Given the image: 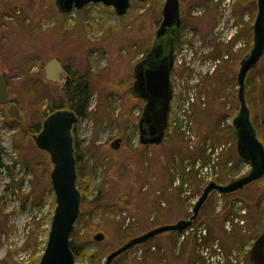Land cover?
I'll list each match as a JSON object with an SVG mask.
<instances>
[{"label": "rangeland", "instance_id": "obj_1", "mask_svg": "<svg viewBox=\"0 0 264 264\" xmlns=\"http://www.w3.org/2000/svg\"><path fill=\"white\" fill-rule=\"evenodd\" d=\"M164 1L130 0L123 16L102 5L61 14L55 0L0 3V73L21 115L20 119L9 116L7 106L0 104L2 160L10 167L8 174L0 169V264H37L46 245L55 208L54 193L47 183L52 165L49 154L35 145L37 133L23 129L42 124L47 116L44 111L50 114L48 106L59 100L65 75L57 82L47 81L44 75V66L52 59L74 76L88 79V115L73 125L90 148L85 160L90 166L97 164L89 176L90 188L98 189L106 178L105 163L110 167L108 174L113 175L100 203L82 205L80 213L85 218L74 224L76 244L92 253L97 264H104L108 253L145 232L157 217L161 219V212L166 211L167 224L187 219L206 184L223 180L226 162L233 155L232 149L225 148L228 143L236 147L230 125L239 108L236 73L241 59L232 49L219 50L213 29L217 23H241L245 47L250 48L256 0H180L186 23L183 33H198L207 61L200 74L193 64L187 65V58L178 64L170 78L173 98L168 125L172 132H165L159 144L141 145L138 120L144 103L128 88L133 83L134 65L152 45ZM218 55L228 57L216 63ZM25 58L33 59L28 78L19 74ZM223 65L226 68H220ZM258 65L264 67V54ZM195 74L198 82L192 84ZM192 90L194 101L183 112ZM245 96L255 115V100L246 87ZM116 138L121 141L113 149L110 144ZM11 182L12 186H6ZM255 184L235 195H254ZM226 200L212 192L192 230L183 236L171 232L156 235L148 245L131 248L111 264H247V249L238 248V233L227 228L229 222L238 229L237 204L231 202L235 211L229 216L218 215ZM210 225L217 230L206 244L198 233L208 231ZM99 232L104 238L97 242L93 236ZM206 247L208 254L204 253ZM87 257L76 261L90 264Z\"/></svg>", "mask_w": 264, "mask_h": 264}, {"label": "water", "instance_id": "obj_2", "mask_svg": "<svg viewBox=\"0 0 264 264\" xmlns=\"http://www.w3.org/2000/svg\"><path fill=\"white\" fill-rule=\"evenodd\" d=\"M91 3L112 7L118 16L125 15L130 6V0H55V6L61 14H67L72 10H82ZM256 6L257 12L252 25V45L248 53L239 61L236 73L239 108L231 123L237 154L249 163L250 170L246 175L232 179L227 184L208 182L195 201L191 215L187 219L160 225L133 236L108 253L104 264H111L122 253L147 242L156 235L164 232L185 231L198 217L210 193L231 194L264 176V147L256 136L245 100L246 76L256 67L264 54V0H256ZM161 16L151 47L146 56L133 67L134 81L130 86L134 97L145 100L138 120V141L141 145L159 144L164 136L172 97L170 72L174 59L173 40L177 38L176 36L167 41L166 36L171 30H178L180 26L179 0H165ZM63 73V65L57 59H52L44 66V75L49 82H57L63 77ZM66 79L68 80L69 77L67 76ZM8 102V88L0 73V104ZM7 113L11 117H20L19 108L14 103L8 105ZM75 121V114L68 109L54 111L44 118L41 130L33 138L37 148L49 154L52 165L49 177L55 198V208L46 245L37 264H80L76 261L70 247L71 233L81 206V193L76 185V160L72 135V126ZM120 141V138H116L111 142L110 147L118 149ZM103 238L104 235L101 232L93 236L97 242L102 241ZM249 260L253 264H264V233L253 242L249 250Z\"/></svg>", "mask_w": 264, "mask_h": 264}, {"label": "trees", "instance_id": "obj_3", "mask_svg": "<svg viewBox=\"0 0 264 264\" xmlns=\"http://www.w3.org/2000/svg\"><path fill=\"white\" fill-rule=\"evenodd\" d=\"M239 36L244 37V34L240 31ZM181 42V39L179 41V43ZM217 47H219V50L224 49L228 52H230L231 50V45H221V44H217ZM248 50V49H247ZM247 50L244 52H238L236 53V55L238 56V58H242L246 53ZM33 59H29V58H25L23 59L21 65H20V69H19V74L20 76L23 77H30V67H31V62ZM223 62H228V61H223ZM228 64V63H227ZM226 68V65H223L220 68ZM219 68V69H220ZM228 68V65H227ZM173 70V69H172ZM67 73L69 74L70 77V83L64 85L59 93L58 96V101H54V103H52L51 105L48 106L47 110L51 112L56 111L58 109H61L63 107H67L70 111H72L75 114L76 119L78 118H84L88 115V102H89V97L91 95L90 89H89V84H88V79L86 76L83 77H76L73 74L70 73V69L66 68ZM6 84L8 86L7 80H6ZM246 89L251 90V93L253 95V98L255 100V104H254V109H256L255 112V116H262L264 117V98H263V94H264V67H260L259 65H257L253 70H251L248 73V76L246 78ZM256 91H259V97H256ZM48 111V112H49ZM45 116L48 115L47 112H45ZM24 127L23 125L21 126V128ZM231 127V126H230ZM232 128V127H231ZM23 130H25L28 133H38L41 130V122L37 123L33 126H29V127H25ZM72 135H73V144H74V156H75V160H76V175H77V179H76V185L77 188L79 189L80 193H81V206L84 204H88L91 206H97L96 204L100 203V201L102 200V194L103 191L105 189V184L107 182H110V180L113 178L112 174H108V171H110V167L105 163L106 169H105V177L98 185V189H91L90 188V184H89V176L91 175V173L96 171V165H92L90 166L88 164V162L85 160V156L86 154L89 152L90 148L89 147H85L84 145V141L79 139L78 133H77V129H76V125H73L72 128ZM2 152L3 149L0 145V169L5 172L6 174H8L10 172V167L9 165L5 164L2 160ZM235 155V153H234ZM97 160V159H96ZM99 162H103V158H99L98 160ZM232 178H234L233 173L231 172V170H226L224 172V178L221 181H218V183L220 184H225L227 181L231 180ZM11 181V180H10ZM47 183L50 187V183H49V179H47ZM13 183H8L6 186H12ZM202 188V187H201ZM200 191V188L197 190V192ZM95 193V194H94ZM94 194V195H93ZM223 197L228 198L227 204H225V208L223 210H221L219 212L218 215H222V218L225 216H229L230 212L234 213V209L231 206V201L233 200V194H225L222 195ZM201 210V209H200ZM166 211L161 212V219L159 217H157V220H155L154 224L149 227L147 230L148 231L154 227L160 226V225H165L168 222L165 221V216H166ZM83 218H85L84 213H80L78 218L76 219V223H78L80 220H82ZM196 221L194 220L192 223L195 224ZM76 227H73L72 233H71V237H70V247L71 250L75 256V259L77 260H83L84 255H88L87 257V261L90 264H97L98 261H96L95 256L91 253L89 254V252L86 250V248H82L81 246L76 244V239H77V232H76ZM208 232L207 235H204L203 239L204 242L207 244L208 242H212V240L215 238V230H217L216 228H212V225L209 226L208 228ZM219 230V229H218ZM234 230V231H233ZM233 234L234 233H238L237 234V245L238 248H241L245 242L244 240V236L241 233L240 229H236L234 227L233 229ZM172 234H178L176 232H171ZM133 234L130 235V237ZM251 237V235L247 236ZM253 237V235H252ZM251 237V238H252ZM149 241L140 244L142 246H146L148 245ZM125 253V252H124ZM123 253V254H124ZM246 261H248V256H246ZM183 262V261H182Z\"/></svg>", "mask_w": 264, "mask_h": 264}, {"label": "flooded vegetation", "instance_id": "obj_4", "mask_svg": "<svg viewBox=\"0 0 264 264\" xmlns=\"http://www.w3.org/2000/svg\"><path fill=\"white\" fill-rule=\"evenodd\" d=\"M180 3L181 2L179 0L180 22H181L180 26H179L178 30H176V31L171 30L166 36L167 41H169L170 39L172 40L177 36V38L173 40V43H174L173 54H175V58L182 55L183 52L187 51V49H190L192 47L191 42L193 44L195 38L196 37L199 38L198 33H194L191 30H187L185 33H183V29H184L186 23H184V18H183V13L181 10V4ZM241 28H242L241 23H228L227 25L221 24V26H220V23H217V25L213 29L214 30L213 37L215 38L216 43H218V44L231 45V49L236 53L244 52L247 49L249 50V48L245 47L244 37L239 36ZM228 34H230V37H229V39H226V35H228ZM180 39H181V42L179 43ZM146 53H147V51L142 55V57H141V59H139V61H141L146 56ZM218 57L220 60L217 59V62L220 63L222 59H226V57H228V56L227 55L226 56L218 55ZM201 59L204 61V60H206V57L202 55ZM63 71H64L63 76L65 75V77H64L65 80L63 83V86H64V85L70 83V77L66 74L67 71H66V68L64 66H63ZM2 75H3V78L5 80V76L3 73H2ZM67 76L69 77L68 80L66 79ZM247 76H248V74H247ZM247 76H246V78H247ZM133 81H134V79H133ZM5 82H6V80H5ZM245 87H246V79H245ZM129 90L130 89L128 88V91ZM130 93H131V90H130ZM256 93L259 94V91H256ZM263 98H264V94H263ZM141 100L145 104V100H143V99H141ZM245 100H246V104H247L246 96H245ZM11 103H14V102L9 97V102L7 104H1V105L8 107V105ZM247 106L249 108L250 120H251L252 126L255 130L256 136L264 147V117H262L260 115L255 116L253 114L254 111H253L252 107L250 108L249 105H247ZM61 109H65V107H63ZM142 109H143V107H142ZM19 112H20V110H19ZM141 114H142V110H141L140 116H141ZM20 118H21V115L19 118H16V119H20ZM230 146H231V144L228 143L227 147L225 148V151L229 150V149L233 150V152H231V154H233L232 157H229L231 160L229 159V161L226 162V170H228V171L231 170V172L234 175V178L242 177L248 173V171L250 170V165L247 161L243 160L242 158H240L238 156L235 144L232 147H230ZM234 153H235V155H234ZM232 161L236 162L237 165L235 163H233ZM244 167H246V169H244ZM234 178H232V179H234ZM231 180H229V181H231ZM229 181H227L225 184H227ZM254 182H256L255 185H258V187L255 190L254 195H250V196L243 195V194L241 196L235 195L236 192L243 190L247 185L254 183ZM249 184L245 185L242 189L232 193L233 197H236V199H233L231 201L232 203L237 204L238 229H240L241 233L244 236L245 242H244L242 248L244 247V249H247V251H246L247 254H248L253 242L256 240V238L258 236H260L262 233H264V176L258 180L250 182ZM228 198L229 197H227L226 199H228ZM227 224H228L227 228H229L228 231L229 232L232 231L234 229L235 225H229V222ZM207 232L208 231L206 229V234H207ZM248 235H251V237L253 235V237L252 238L248 237V239H247ZM248 258H249V255H248ZM184 262H182V264H184ZM192 262L190 264H193ZM187 264H189V262H187Z\"/></svg>", "mask_w": 264, "mask_h": 264}, {"label": "built area", "instance_id": "obj_5", "mask_svg": "<svg viewBox=\"0 0 264 264\" xmlns=\"http://www.w3.org/2000/svg\"><path fill=\"white\" fill-rule=\"evenodd\" d=\"M1 1H5V0H0ZM93 7H97V5H94ZM230 37V34L226 35V39H229ZM196 44L199 45V40L198 38L196 37L195 38V41H194V48L195 50L197 51V53H195L194 50H192L191 48L190 49H187V51L183 52L182 55L178 56L176 58V62H175V66H178V64H182V59L183 58H187V65H191L193 64L192 66H194L195 68V71L200 72L202 70V66H204L206 64V61L207 60H202L201 59V56H202V51L198 50V45L196 46ZM196 61V63H195ZM195 63V64H194ZM201 73V72H200ZM198 73V74H200ZM203 73V72H202ZM204 74V73H203ZM192 84H195L198 82V78L196 76V74L194 75V79L191 80ZM194 91L192 90L189 94H188V97L187 99L185 100L184 104H183V112H185L186 109H188L189 105L191 102L194 101ZM173 125H174V129L173 130H176L177 126H176V123L173 122ZM183 127V125H182ZM180 128V127H179ZM172 126L169 125L168 126V132H172ZM178 130V129H177ZM181 131L184 132V128H181ZM191 138H193L192 136H190ZM192 230V229H191ZM205 231L202 229V230H199V233L198 235L200 236V234H204ZM200 240V239H199ZM205 254H208L210 253V250L208 247H206V251L204 252ZM195 263V262H194ZM196 264V263H195ZM224 264V263H223Z\"/></svg>", "mask_w": 264, "mask_h": 264}]
</instances>
